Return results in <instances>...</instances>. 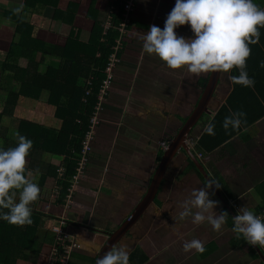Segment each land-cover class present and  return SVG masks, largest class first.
<instances>
[{
    "label": "crops",
    "instance_id": "obj_1",
    "mask_svg": "<svg viewBox=\"0 0 264 264\" xmlns=\"http://www.w3.org/2000/svg\"><path fill=\"white\" fill-rule=\"evenodd\" d=\"M23 1L0 0V93L2 95L7 94L9 89H15L18 80L15 74H18V70L21 72V68L17 67H24L27 61L24 57H19L16 64L6 66V63H3L6 61L7 50L12 40L19 39L20 33L18 35L15 33L16 16L29 24L22 28V32L29 36L25 38L26 44L22 52L31 53L35 48V64L31 66L37 72L43 73L48 67L56 68L59 65V58L52 54L50 46L63 45L71 27L78 33V39L86 42L91 25V19L86 17L88 7L94 5L100 19L106 14L110 0H60L58 6L62 10L70 1L78 3L72 25L54 20L51 6L23 9ZM173 4L174 0H135L130 25L122 35V46L112 67L107 92L96 112L97 123L92 127L88 161L72 190L74 196L71 198L75 199V204L87 210L86 215L85 211L74 210L68 205L62 206L51 197L50 190L55 176L50 173L52 168L63 163V156L40 150L37 152L36 149L34 150L36 152L32 150V157H25L26 177L28 179L35 177L34 182L40 188L38 198L31 202L30 208L42 213L41 220L45 221L43 226L51 231L52 227L58 225L60 218H64L65 224L61 228L66 229V232L73 235L79 243L77 250L80 253L74 256L79 260L84 256L85 258L96 256L97 251L107 240L108 234L113 232L140 203L151 183L163 150L192 111L206 83L209 72L199 76H189L184 69L173 70L163 67L154 56L142 50V35L148 30L149 25L162 28L165 15ZM174 31L177 35L185 37L192 35L187 24L175 28ZM229 74L230 70L227 73L220 71L208 102V113L200 117L197 129L193 132L192 129L190 130L189 139L187 136L190 152L196 158L198 156L195 154L194 145L198 136L220 105L225 103L232 89ZM113 78L114 81H111ZM46 98L47 92L44 90L40 92L38 99L25 97L19 100L14 106L15 115L21 117L18 109L22 108L23 104L37 113L32 117L36 122L47 127L58 126L59 121L52 117V107L47 104ZM3 101L1 100L2 103ZM261 102L264 107V102ZM244 107L250 109L246 105ZM248 115L251 116L253 113ZM43 117H47L51 123L45 122ZM2 126L16 128L17 123L11 121L10 117H5ZM2 129L0 128V145L3 141ZM188 158L192 161L189 154L181 148L175 152L161 175L152 200L122 237L129 235L131 231L134 237L132 249L140 248V239L144 241L146 235L152 242L154 241L152 247H142L148 257L143 264H182L176 259L171 261L170 257L165 255L168 246L172 247L176 254L185 256L183 261L185 264H245L246 259L243 255L246 252L243 248L246 247L248 251L247 245L234 247L230 244L234 233L227 223L222 225L221 230L213 231L208 223L188 228V219L178 218L179 209L175 198L180 194H188L189 190L202 187L207 182L198 175L199 170L194 162L197 170L189 166ZM198 160L209 179H214L220 185L215 189L224 200L228 199L227 202L234 214L241 206L254 212L256 206L264 204V115L247 127H241L238 133L228 138L210 154L201 155ZM43 175L46 176L44 179ZM225 186L229 188L231 194L227 199L223 191ZM207 190L210 199L218 197L211 186ZM34 204L37 210L34 209ZM219 207L221 208L216 204L213 210L218 209L220 212ZM146 211L149 212L148 218L152 222L157 219L154 214H158L155 230H149V226L145 230L142 222L139 223V219ZM79 216L83 221H75ZM93 220L97 222L95 225L91 224ZM108 228L112 230L107 231ZM157 229L160 234L163 233L161 239L154 234ZM79 231L83 233L80 234ZM172 231L176 241L170 239ZM101 233H104V239H98ZM193 238L199 239L204 246L210 245V242H214L215 245L212 248L210 245L209 250L205 247L203 253H196L194 250L182 251L181 241ZM50 245L43 244L45 262ZM88 249L90 252L87 251ZM236 250L242 253V256H237ZM260 251L264 254V249ZM248 255L251 260L260 264L257 259Z\"/></svg>",
    "mask_w": 264,
    "mask_h": 264
},
{
    "label": "trees",
    "instance_id": "obj_2",
    "mask_svg": "<svg viewBox=\"0 0 264 264\" xmlns=\"http://www.w3.org/2000/svg\"><path fill=\"white\" fill-rule=\"evenodd\" d=\"M59 1L60 0H24L22 8L32 9L51 6L53 7L54 19H60L62 22L71 24L74 20L78 3L70 1L66 8L62 10L58 6ZM111 3L112 0L109 1V6ZM113 4H117V2H113ZM256 4L264 8V0H259ZM68 11L70 12L69 15ZM107 11L104 17L101 16L99 19L97 9L94 5H90L86 13V17L91 19L88 40L86 42L80 41L76 30L74 28L70 30L66 42L63 45L50 46V48H52V54L59 58L58 67H48L43 73L37 72L36 69H33L31 66V64H35L34 50L36 49L33 48L31 53L22 52V48L26 44L25 38L29 37L28 34L22 32V28L29 26V24L23 22L16 16L15 33L16 35L20 33L19 39L17 41L12 40L7 50L5 57L6 61H3V63L5 62V65L8 66L14 63L16 64L19 57H24L27 60L24 67H17L18 69L21 68V72L18 70V74H15V78L19 80H17L15 89L7 90V94L5 95L0 93V102L4 100L3 103L1 102L2 104H0V128L4 130L3 141L0 147L7 148L15 146L16 138L13 133L19 132L32 141V146L29 149L27 157H32L33 155L31 153L36 149L52 155L63 156L64 159L62 164L65 166L64 179L58 180L61 188L59 190V195L54 199L55 202L62 206L65 205V195L67 194V187L70 185L68 178L75 172L82 147V140L86 132L90 130V118L94 114L96 115L99 104L102 101L99 100L98 95L102 81L106 78L105 68L109 61V56L113 51L115 52V56L118 54V50L122 46V35H124L127 27L130 25L133 12L130 13L129 21L123 26V32L121 33L117 27L118 23L121 21L122 17L120 14L123 9L120 6L117 12L113 13V27L104 30L103 23L108 15ZM259 32V41L256 44L249 45L250 54L245 62L247 74L253 79L254 84L251 87H245L231 82L232 89L228 93L225 103L220 105L212 117L215 124V134L207 135L201 132L195 142L194 148L201 155L210 154L212 150L238 133L241 127H247L253 123L255 119L264 115V107L261 105V101L264 102V93H262L264 90V27H260ZM116 40H119L120 43L118 45L119 48L114 50ZM230 75H238V71L235 67L230 69L229 76ZM44 90L47 92L46 102L52 107V117L56 121H59L57 127L43 126L33 119L21 118L14 113V106L19 100H23L25 97L34 100L38 99L40 92ZM245 105L250 109H245ZM257 107L259 108L253 110V108ZM237 110L245 113L243 123L240 128L235 131L232 130L231 127L225 130L221 126L223 118L227 115H231L232 112ZM251 113H253V115H248ZM204 115L203 113L202 116ZM5 117L17 118L18 123L16 128L9 126L1 127ZM161 152L162 151H160V154ZM188 164L191 168L197 170L193 161L189 158ZM56 168H52V172L50 173L53 177L55 176L54 180L56 178ZM198 175L204 180V177L199 172ZM45 177L46 176L43 175V179ZM223 189L226 193L225 199H227V197L230 198L231 194L229 188L225 186ZM33 207L37 210L36 204H34ZM221 211H225L228 214L225 223L231 227L232 215L223 205L221 206ZM263 212L264 204L256 206L254 214L258 215ZM41 215L42 213L32 210V222L25 225H12L0 220V264H16L15 261L19 258L36 261L40 251L38 248L39 242H41V245L48 242V244H51L45 264L47 263L50 248L55 241V232L44 227L43 224L41 226ZM63 222L62 225L65 224L64 218ZM48 230L53 236L52 239L46 242L48 239ZM39 233H41V237H39ZM230 244L234 247L247 245L251 257L257 259L260 264H264L256 253L254 246L248 245L242 238H237L234 234L230 240ZM210 245L212 248L215 243L210 242ZM210 245H206L204 248L206 247L207 250H209ZM259 248L262 251L264 249V247ZM77 249H74L71 253V264H76V262L73 261L72 254L75 252V256H77V254L80 253ZM80 257L81 255L79 258ZM147 259L148 257L139 247H134L128 252V264H143ZM94 260L95 256L92 257L89 263L86 262V264H93Z\"/></svg>",
    "mask_w": 264,
    "mask_h": 264
},
{
    "label": "clouds",
    "instance_id": "obj_3",
    "mask_svg": "<svg viewBox=\"0 0 264 264\" xmlns=\"http://www.w3.org/2000/svg\"><path fill=\"white\" fill-rule=\"evenodd\" d=\"M188 25L192 35H177L175 28ZM264 27V8L253 0H174L166 13L163 27L149 25L142 35V50L154 56L163 67L184 69L189 76L224 71L235 67L238 75H230L233 84L251 87L254 81L248 76L245 62L250 44L260 38L259 28ZM214 115V114H213ZM245 113L237 110L223 118L221 126L237 130ZM212 118L202 134L214 135ZM15 146L0 147V220L12 225L30 224L31 202L37 200L40 188L25 175V157L32 146L31 139L14 132ZM167 147V146H166ZM198 152H196L197 155ZM199 158V157H198ZM220 185L209 179L202 187L189 190L177 201L178 218H189L193 224L207 222L213 231H219L226 222L225 211L215 214L218 201L210 199L207 189ZM7 210V211H5ZM231 231L248 245L264 247V218L244 206L231 216ZM182 251H205L196 238L181 241ZM95 264H128V245L121 243L96 259Z\"/></svg>",
    "mask_w": 264,
    "mask_h": 264
},
{
    "label": "water",
    "instance_id": "obj_4",
    "mask_svg": "<svg viewBox=\"0 0 264 264\" xmlns=\"http://www.w3.org/2000/svg\"><path fill=\"white\" fill-rule=\"evenodd\" d=\"M220 75V71L216 72H209L207 76L206 83L203 87V90L193 107L190 114L186 117L183 121L181 127L178 129L176 135L170 140L167 147L163 150L162 156L160 158L159 164L155 170L151 183L145 192L144 196L142 197L140 203L132 210V212L122 220V222L118 225V227L108 234V238L105 243L101 246L100 250L97 252L95 256V260L93 264H95L96 259L99 256H102L106 251L110 248L114 247L116 243L120 240V238L126 233L129 227L139 218L143 209L146 205L152 200L153 196L155 195L156 189L158 187L159 180L161 175L163 174L164 170L166 169L168 163L170 162L171 158L175 154L178 149L185 150L194 164L196 165L197 169L201 173V175L205 178V180H209L208 175L200 166V161L198 158L194 156L187 144V136L192 127L198 122L200 117L203 113H208V102L213 94L214 88L217 84L218 78ZM215 193L218 195L219 199L222 202V205L226 207V209L230 212L232 216H234V212L232 211L229 203L223 199L221 194L215 189L214 186H211ZM256 253L258 254L259 258L264 263V254L260 251L257 246H254Z\"/></svg>",
    "mask_w": 264,
    "mask_h": 264
},
{
    "label": "built area",
    "instance_id": "obj_5",
    "mask_svg": "<svg viewBox=\"0 0 264 264\" xmlns=\"http://www.w3.org/2000/svg\"><path fill=\"white\" fill-rule=\"evenodd\" d=\"M113 2H117V4H113ZM123 9L121 12V21L118 23V29L123 32V26L129 21L130 13L133 11V8L135 6V0H112V3L110 4L108 8V15L103 23L104 30L113 27V13H116L119 7ZM119 40H116V46L114 47V50H117L119 47ZM116 61L115 52L113 51L112 54L109 56V61L106 65L105 72H106V78L102 81L101 87L99 89V100H103L104 95L106 94V89L109 84V80L111 78V72L112 67L114 65V62ZM98 108V106H97ZM97 123L96 115L94 114L90 118V130L86 132L84 135V138L82 140V147L80 151L79 158L77 160V165L75 167V172L71 175V177L68 178L69 186L67 187V194L65 195V205H67V202L70 201L72 192V188L77 183L79 177L84 172V167L88 161V154L91 150L90 143L92 140V127L93 124ZM198 157H201L200 153H197ZM64 173H65V166L63 164H60L56 168V178L53 181L52 188L50 190L51 197L53 199H56L59 195V190L61 188V185L59 184L58 180L64 179ZM64 205V206H65ZM261 218L264 217V212L262 214H258ZM63 218H60L59 224L56 225V227H52V230L55 232V241L54 244L50 248V254L48 257V261L46 264H71V253L74 249H77L79 247V243L76 241L75 237L73 235H70L66 231L62 230L60 227L63 224ZM59 246V249H58Z\"/></svg>",
    "mask_w": 264,
    "mask_h": 264
},
{
    "label": "rangeland",
    "instance_id": "obj_6",
    "mask_svg": "<svg viewBox=\"0 0 264 264\" xmlns=\"http://www.w3.org/2000/svg\"><path fill=\"white\" fill-rule=\"evenodd\" d=\"M257 1H259V0H255V1H253L254 3H256ZM67 19H68V16H67ZM54 20H57V21H61L60 19H54ZM70 25H72V23L70 24ZM73 29V27H71V29L70 30H72ZM111 81H114V78L111 80ZM19 110V115L22 117V118H29V119H32V117L34 116V115H36L37 113L36 112H34V110L32 109V108H30V107H25L23 104H22V108H19L18 109ZM11 118V121H14V123L16 124V123H18V120H16V118H14V117H10ZM205 118H206V116H205ZM201 119H203V118H201ZM43 120L45 121V122H47V123H51V122H49L48 121V119H47V117H43ZM93 126H94V124H93ZM198 126H199V122L192 128V130H191V132H193L195 129H197L198 128ZM51 127H57V126H51ZM92 132H93V128H92ZM91 132V133H92ZM92 135V134H91ZM189 133H188V139H189ZM92 142V141H91ZM90 147H91V144H90ZM39 150H37V152H38ZM34 152H36V151H34ZM90 152V151H89ZM195 152H197L196 150H195ZM196 154V153H195ZM199 187H201V186H198V188ZM74 189V187L72 188V190ZM194 189V188H193ZM47 190V189H46ZM70 195L71 196H74V194H72V192L70 193ZM188 194H180L179 196H178V198H175L176 199V201H179V200H182L185 196H187ZM218 196V195H217ZM210 198V197H209ZM211 198H213L212 196H211ZM214 200H216V201H218V203L217 204H219V206H222V202L219 200V198L217 197V198H213ZM74 198H71V201H68L67 202V205L69 206V207H71L72 209H74V210H77V209H80L82 212L83 211H85V209L83 208V207H80L79 205H77V204H75L74 203ZM217 207V206H216ZM215 207V208H216ZM214 208V209H215ZM220 208V207H219ZM220 211H221V208H220ZM214 212H216L215 214H219V210L218 209H216V210H214ZM86 213H87V210L85 211V215H86ZM147 213H149V212H147L146 211V213H144V215H142V217H141V219H139V223H141L142 222V224H143V226H145V230L147 229V226H149L150 227V229L149 230H151V229H154V228H156V226H157V222H158V214H154L155 216H156V218L157 219H155L156 221H154V222H152V221H150V219L148 218V214ZM186 219H188V228H190V226H195V225H197V224H193V223H191V221H190V219L189 218H186ZM42 223H41V226H42V224L45 222V221H43V220H40ZM75 221H83L82 220V218L80 219V216L78 217V218H76V220ZM150 222H152V223H150ZM156 222V223H155ZM97 222L95 221V220H93L92 222H91V224H96ZM139 223H138V225H139ZM207 222H203V223H201L200 224V226H202V225H204V224H206ZM54 226V225H53ZM54 227H56V226H54ZM81 228V227H80ZM62 230H64V229H62ZM110 230H112V228H108V230L107 231H110ZM155 230V229H154ZM64 231H66V229L64 230ZM148 231V230H147ZM154 232V231H153ZM163 232V231H162ZM174 231H172L171 232V237H170V239H174V233H173ZM79 233L81 234V233H83L82 231H79ZM148 234V233H147ZM155 235H158V237L161 239V235H163V233L162 234H160V231H159V229H157V231L154 233ZM39 235V237H41V233H39L38 234ZM100 235V237L98 236V239H104L105 238V235H104V233H101V234H99ZM46 236V235H45ZM47 236H48V239H47V241L46 242H48L50 239H52V236H53V234L48 230V233H47ZM38 238V237H37ZM186 239H188V237H185ZM132 239H134V237H133V235H132V233H131V231H130V233H129V235H125V237L123 238L122 237V242H118L114 247H118L121 243H126L127 245H128V251L129 250H131L132 249V244H133V240ZM174 241H176L175 239H174ZM49 243V242H48ZM140 248H141V250L143 251V249H142V247L144 246V248H146L147 246H149V247H152V245H154V241L152 242V240L150 239V237L148 238V235H146V238H145V240L144 241H141V239H140ZM38 248H39V253H38V255H37V259H36V261H29L30 259H28V260H24L23 258H19V259H17L15 262H16V264H44V262H45V253H44V249H43V245H41V242H39V244H38ZM244 250H245V252L246 253H244V255H243V257H245V259H246V261H245V264H258L256 261H254V260H251V258H250V256L248 255L249 254V252L247 251V249H246V247L245 248H243ZM88 252H90V250L88 249L87 250ZM98 252V251H97ZM75 252L72 254V257H73V261L74 262H76V264H86V262H90L91 261V259H92V256H89V258H85L86 256H84L83 257V259H81L80 258V260L79 259H77V258H74V256H75ZM235 254L237 255V256H242V253H239L237 250H236V252H235ZM165 255L166 256H168V257H170V259H171V261L172 260H177V262L178 263H182V264H185L183 261H184V258H185V256H182V255H180V254H176L175 253V251H174V249L172 248V247H166V253H165ZM77 259V260H76ZM255 259V258H254ZM259 262V261H258ZM151 264H153V263H151Z\"/></svg>",
    "mask_w": 264,
    "mask_h": 264
}]
</instances>
